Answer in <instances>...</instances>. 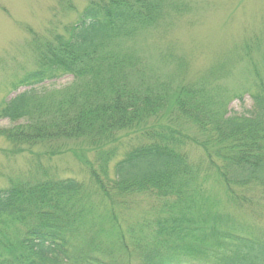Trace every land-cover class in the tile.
Returning a JSON list of instances; mask_svg holds the SVG:
<instances>
[{
    "label": "trees",
    "instance_id": "obj_1",
    "mask_svg": "<svg viewBox=\"0 0 264 264\" xmlns=\"http://www.w3.org/2000/svg\"><path fill=\"white\" fill-rule=\"evenodd\" d=\"M86 1L64 36L35 41L37 68L0 101V122L11 124L0 137L87 140L101 150V166L88 162L87 179L59 177L40 158L34 173L1 187L0 264H129L133 255L140 264H264V236L242 234L212 210L220 205L203 182L264 187V84L229 92L217 64L211 82L156 76L136 42L179 13L181 0ZM67 75L63 87L45 84ZM246 94L253 103L242 112L228 108ZM138 193L156 215L127 236L115 206ZM16 224L24 230L14 236Z\"/></svg>",
    "mask_w": 264,
    "mask_h": 264
},
{
    "label": "rangeland",
    "instance_id": "obj_2",
    "mask_svg": "<svg viewBox=\"0 0 264 264\" xmlns=\"http://www.w3.org/2000/svg\"><path fill=\"white\" fill-rule=\"evenodd\" d=\"M72 2L74 8L61 0H0V101L22 91L14 84L27 71L37 68L35 41L48 40L52 34L64 36L65 27L78 19L87 1ZM181 4L183 9L179 13L156 29L141 33L136 42L138 53L156 69V76L173 85L195 79L211 82L207 76L217 64L227 70L219 82L223 88L229 92L241 90L239 94L246 86L257 91L264 84V0H181ZM72 79L67 75L45 84L60 88ZM252 103L246 94L243 101L234 99L228 108L242 112ZM9 125L7 120L0 122V126ZM184 127L188 133L195 132L192 125ZM99 155L101 150L83 139L43 140L30 145L0 137V188L8 186L11 179L34 173L40 158L45 168L59 177L87 179L88 162L98 170ZM199 156V150H192V159ZM213 178L203 182L210 191L207 194L220 207H209L229 214L242 234L264 236V187L224 189ZM122 200L126 203L116 205L115 209L119 230L127 236L155 218V212L150 210L154 202L147 194H128ZM101 206L96 202L97 210ZM94 218V227L99 229L97 217ZM9 228L14 230V236L24 230L22 224ZM128 263L140 264L135 255Z\"/></svg>",
    "mask_w": 264,
    "mask_h": 264
}]
</instances>
